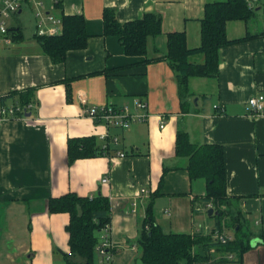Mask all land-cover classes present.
Listing matches in <instances>:
<instances>
[{"label":"crops","instance_id":"crops-1","mask_svg":"<svg viewBox=\"0 0 264 264\" xmlns=\"http://www.w3.org/2000/svg\"><path fill=\"white\" fill-rule=\"evenodd\" d=\"M212 1L225 0H61V8L58 0H22L7 19L8 28H20L19 38L0 44V95L16 101L7 96L33 88L34 101L30 115L0 127V264H66L69 214L50 212L48 201L67 192L107 197L112 264L136 259L131 245L149 204L166 232L232 238L230 215L223 226L207 218L206 183L191 180L187 157L176 154L178 130L195 145L222 146L229 206L251 233L241 260L213 245L201 264H264V106L258 114L248 106L250 97L264 96V0H249V18L226 21L230 42L219 50L217 76H189L183 96L165 58L170 32H183L189 49L200 46V21ZM105 9L120 22L154 12L161 32L148 38L144 55H128L116 35L104 34ZM38 12L82 15L86 45L54 62L35 34ZM187 61L203 63L204 53L192 52ZM135 97L147 103L148 118L128 128L107 127L85 112L102 104L133 110ZM91 136L102 154L70 159L68 141Z\"/></svg>","mask_w":264,"mask_h":264},{"label":"trees","instance_id":"trees-1","mask_svg":"<svg viewBox=\"0 0 264 264\" xmlns=\"http://www.w3.org/2000/svg\"><path fill=\"white\" fill-rule=\"evenodd\" d=\"M61 8V0L57 2ZM254 12L246 0H225L206 3L200 24V46L189 49L183 32L167 34V58L177 75L180 95L186 93L189 76H217L220 62L219 50L230 41L226 37L225 23L229 19H247ZM62 31L56 35L36 36L42 50L54 62L64 60L66 52L83 48L88 33L82 15L61 14ZM12 39L19 38V30L9 29ZM103 32L116 35L124 52L128 55H144L147 40L161 32V18L154 12H146L139 19L120 22L110 9L103 12ZM195 51L204 53L203 63H191L187 56ZM69 91V90H68ZM70 94L68 93V96ZM20 105L33 102V88L13 91L9 96ZM70 97H68L69 99ZM69 158L102 154L94 137L70 139L68 141ZM176 154L187 157L186 169L191 180H205L204 199L211 202L213 209L222 216L230 215V228L233 237L226 243L211 240L210 234L194 235L188 233L166 232L154 220L151 204L147 208V217L137 244L141 249L140 260L144 264H201L211 257L209 250L213 245H220L226 252H235L239 260L251 247V233L245 228L240 211L230 209L229 197L226 195L225 161L221 145H195L190 142L186 132L177 131ZM207 202V203H208ZM222 205H224L222 207ZM50 212H67L69 221L65 226L68 233L69 250L63 253L66 264H95L94 246L98 241V230L109 222V202L107 197L79 196L67 192L48 201ZM146 226V227H145Z\"/></svg>","mask_w":264,"mask_h":264},{"label":"built area","instance_id":"built-area-1","mask_svg":"<svg viewBox=\"0 0 264 264\" xmlns=\"http://www.w3.org/2000/svg\"><path fill=\"white\" fill-rule=\"evenodd\" d=\"M251 1V0H250ZM250 1L248 0V5L250 6ZM22 0H0V44H10L12 43V36L9 32L7 19L12 15L17 13L20 9ZM41 4V1L39 2ZM37 24L35 29V34L37 36L42 35H56L62 31L61 18L54 16L50 13H37ZM5 96L0 95V127L3 122L10 118L24 116L25 112L31 106V103L27 105H20L18 101H6ZM248 106L253 113H260L264 106V96L263 94H257L248 99ZM86 114L96 122H102L107 127H121L128 128L133 122H141L148 118L147 103L135 97L133 100V110L127 106H115L111 104L102 105H91L86 108ZM163 126V121L161 123ZM105 136V134L103 135ZM116 141V137H113ZM123 155L122 152H118ZM108 177H104L102 182H107ZM143 190V189H142ZM208 207L212 204L207 203ZM98 241L94 246L95 253V264H112V258L116 252V245L111 240L110 237V224L105 223L97 233ZM214 238L217 241L226 243L231 239V236L215 232ZM133 251L136 249V245H131Z\"/></svg>","mask_w":264,"mask_h":264},{"label":"rangeland","instance_id":"rangeland-1","mask_svg":"<svg viewBox=\"0 0 264 264\" xmlns=\"http://www.w3.org/2000/svg\"><path fill=\"white\" fill-rule=\"evenodd\" d=\"M28 11H29V14L35 18L33 8L28 9ZM223 206L224 205H222V207ZM207 218L208 219H211V221H215V220L216 221H219L222 226L227 221V219H225L224 216H222L220 214H216V213H214L212 216L211 215L210 216H207ZM227 228H229V230H231V231H234L232 227L231 228L230 227H227ZM209 234H211V232H209ZM211 236H212V238H214L213 233L211 234ZM140 255H141V249H140L139 245L136 244V249H135V257H136V259H134V261H132L131 264H144L140 260ZM223 263L230 264V262H223Z\"/></svg>","mask_w":264,"mask_h":264},{"label":"water","instance_id":"water-1","mask_svg":"<svg viewBox=\"0 0 264 264\" xmlns=\"http://www.w3.org/2000/svg\"><path fill=\"white\" fill-rule=\"evenodd\" d=\"M26 114H27V115H30L29 112H27ZM214 213L217 214V211H215V210L213 209V207H209V208L207 209V214H208L209 216L212 215V214H214Z\"/></svg>","mask_w":264,"mask_h":264}]
</instances>
